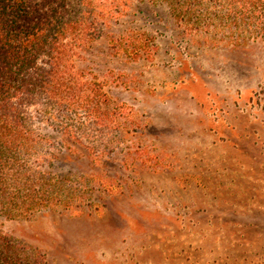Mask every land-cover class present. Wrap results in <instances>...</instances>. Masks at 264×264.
<instances>
[{
	"label": "rangeland",
	"instance_id": "374dc122",
	"mask_svg": "<svg viewBox=\"0 0 264 264\" xmlns=\"http://www.w3.org/2000/svg\"><path fill=\"white\" fill-rule=\"evenodd\" d=\"M133 29L147 45L136 59L109 41ZM110 30L76 66L102 85L115 121L82 135L111 146L88 152L65 137L56 167L108 190L66 211L0 217V232L43 264H264V40L187 32L147 0H130Z\"/></svg>",
	"mask_w": 264,
	"mask_h": 264
},
{
	"label": "trees",
	"instance_id": "16d2710c",
	"mask_svg": "<svg viewBox=\"0 0 264 264\" xmlns=\"http://www.w3.org/2000/svg\"><path fill=\"white\" fill-rule=\"evenodd\" d=\"M147 1L164 2L172 19L190 33L234 45L264 40V0ZM128 11L130 0H0V217L66 211L86 193L108 190L79 185L70 171L56 167L66 162L65 137L88 152L111 146L82 135L108 133L115 121L102 85L76 65ZM109 41L133 59L147 52L139 30ZM43 262L38 250L0 232V264Z\"/></svg>",
	"mask_w": 264,
	"mask_h": 264
}]
</instances>
